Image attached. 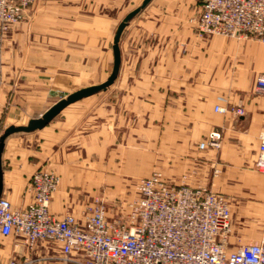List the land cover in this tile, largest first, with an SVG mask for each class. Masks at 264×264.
Masks as SVG:
<instances>
[{"label": "crops", "instance_id": "1", "mask_svg": "<svg viewBox=\"0 0 264 264\" xmlns=\"http://www.w3.org/2000/svg\"><path fill=\"white\" fill-rule=\"evenodd\" d=\"M143 1L38 0L28 20L0 31V101L11 102L13 119L28 122L85 85L106 81L115 30ZM200 6L199 0H153L133 19L120 41L119 77L108 91L8 143L3 197L14 207L27 206L34 173L53 169L61 181L51 211L82 218L84 203L75 189L148 177L154 148L159 165L174 166L167 178H186L185 184L207 186L230 201L237 231L231 250L238 239L260 240L264 174L255 163L264 97L254 86L264 73V43L199 34ZM218 105L244 113H219ZM213 132L221 133L220 148L199 149ZM12 242L0 235L5 264L16 252ZM30 256L32 264H61L54 244L40 243Z\"/></svg>", "mask_w": 264, "mask_h": 264}, {"label": "built area", "instance_id": "2", "mask_svg": "<svg viewBox=\"0 0 264 264\" xmlns=\"http://www.w3.org/2000/svg\"><path fill=\"white\" fill-rule=\"evenodd\" d=\"M38 0H0V31L22 22ZM195 26L201 35L257 39L264 43V0H199ZM254 92L264 97V73ZM6 106L0 101V136L6 129ZM219 113L229 110L216 106ZM221 133L213 132L199 149L220 148ZM255 168L264 174V133L260 137ZM60 178L39 169L31 178L32 201L23 208L0 199V235L14 239L22 258L9 264H32L31 253L40 243L60 249L61 264H264V229L260 240L241 243L231 250L235 235L230 201L207 186L192 187L166 180L155 172L136 184L137 198L127 217L109 220L102 201L60 217L50 208Z\"/></svg>", "mask_w": 264, "mask_h": 264}, {"label": "rangeland", "instance_id": "3", "mask_svg": "<svg viewBox=\"0 0 264 264\" xmlns=\"http://www.w3.org/2000/svg\"><path fill=\"white\" fill-rule=\"evenodd\" d=\"M29 12L26 15V18L23 20H28L29 17ZM17 25V24H16ZM0 39H3V36L0 37ZM87 86H91V85H85ZM63 96V95H59ZM3 102V101H2ZM1 102V103H2ZM3 105L6 106L5 109V113H4V126L7 128L10 125H22V124H26L27 123V117H25L22 121H15L11 115V102H3ZM29 134H25V133H18V134H14L12 135L6 143V146L8 145V143H10L11 140L15 139V138H20V137H26ZM206 140L203 139V141ZM151 152V164H150V170L152 171L150 173L149 176H151L152 174H154L155 172L161 173L162 176L171 182H178V184H185L186 183V178L183 180H170L167 175L168 171L172 170L174 168L172 163H163L162 165H159V159L158 158V149H154L151 148L150 149ZM161 161H163L162 159H160ZM47 170L49 172H53L56 175L59 176L60 175L53 169H44ZM148 176V177H149ZM146 176L139 178V179H119L118 181H111L112 185H106L105 182L102 181V186L97 187L96 188H91V189H82V187H79V189H75V194H77L78 199L81 201V204L84 205L82 207H84V209H86L89 205H91L96 199L102 201V203L104 204V207L106 209V214L109 218V220H119V219H124L127 217L128 211H129V205L131 202H133L136 198H137V188H136V184L139 180L145 178ZM61 179V178H60ZM61 181V180H60ZM78 182V181H77ZM104 183V184H103ZM109 183V182H106ZM77 187V186H76ZM81 190V192H77ZM235 235H237V231H235ZM250 242V241H248ZM247 242V243H248ZM13 247L15 244V241L13 239ZM241 243H245V241H241ZM15 248V247H14ZM16 252H12L11 256L9 257V260H11L12 258H16ZM8 260V261H9ZM6 262L4 261V257H3V251H0V264H5ZM9 264V262H8Z\"/></svg>", "mask_w": 264, "mask_h": 264}, {"label": "water", "instance_id": "4", "mask_svg": "<svg viewBox=\"0 0 264 264\" xmlns=\"http://www.w3.org/2000/svg\"><path fill=\"white\" fill-rule=\"evenodd\" d=\"M153 0H144L142 4L128 13L126 17L120 22L114 33L113 38V55L114 63L113 69L109 77L101 84L91 85L88 87L81 88L73 93H70L57 101L53 106H51L46 112L41 116L36 118H31L26 124L22 125H10L7 127L0 136V199L3 197L4 189V161L3 156L6 149L7 140L14 134L18 133H35L37 131L43 130L47 127L54 119H56L64 109L68 106L79 102L83 99L89 98L96 94L106 92L110 87L116 82L119 77L121 70V49L120 41L124 30L129 26L131 21L135 19Z\"/></svg>", "mask_w": 264, "mask_h": 264}]
</instances>
